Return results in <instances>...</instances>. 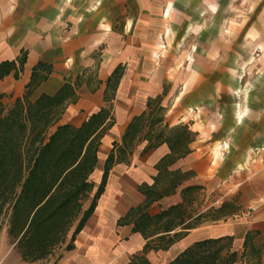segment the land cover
Instances as JSON below:
<instances>
[{
	"label": "crops",
	"instance_id": "1",
	"mask_svg": "<svg viewBox=\"0 0 264 264\" xmlns=\"http://www.w3.org/2000/svg\"><path fill=\"white\" fill-rule=\"evenodd\" d=\"M233 1L229 19L242 16L243 7L254 8L245 14L253 25L259 23L255 17L264 18V0ZM227 2L0 0V64L10 65L0 77V98L8 95L12 105L26 90L30 103L39 96L63 97L62 111L45 137L58 126L78 128L106 111L96 131L100 137L88 175L89 202L82 209L93 199L92 211L73 236L70 250L46 264H168L195 242L226 237L242 253L264 248V202L251 205L238 219L210 225H203L201 218L211 207L199 210L196 204L190 211L195 200L207 199L231 184L232 175L248 169L254 152L256 163H264V113L247 118L237 99L228 112L222 110L221 84L230 90L241 85L220 82L216 73L221 67L204 50L203 29L196 27L193 35L184 32L189 25L204 26L206 14L221 24L219 9ZM173 25H184L174 40ZM234 29L230 37L245 42ZM259 30L263 36L261 26ZM190 38L196 40L195 47L180 48ZM216 41L213 35V48ZM259 85L256 102L264 107V81ZM155 106L162 115L150 134L162 129L164 138L180 126L191 139L175 153L163 140L147 147L145 126L116 160L115 149L122 147L130 122L143 115L142 123H147ZM237 131L243 132L244 141H237ZM110 151L115 161L94 196ZM262 199L264 195L249 200Z\"/></svg>",
	"mask_w": 264,
	"mask_h": 264
},
{
	"label": "trees",
	"instance_id": "2",
	"mask_svg": "<svg viewBox=\"0 0 264 264\" xmlns=\"http://www.w3.org/2000/svg\"><path fill=\"white\" fill-rule=\"evenodd\" d=\"M9 69V64H0V77ZM28 94L29 90H26L22 99H16L8 112L0 118V196H3L5 192L3 188L8 183L11 189L8 192L12 195L8 196L12 213L11 223L13 217L25 214L19 231L32 215L27 227L30 229H26L22 236L31 232V229L46 226L49 221L53 222L57 217L64 218L66 209H72L74 212L77 201L80 197H84L78 195L90 191L91 186L87 182V177L95 164V153L100 137L96 131L106 115L105 110H100L78 128L69 125L58 126L51 135L45 137L47 129L56 122L62 111L63 97L39 96L30 103L27 100ZM142 118L143 115L133 119L128 125L121 138L122 147L115 149L116 160L131 146L134 133L145 126L148 128L145 134L148 140L147 147L163 140L170 145L171 152L175 153L185 139H191L186 128L180 126L169 129L170 134L164 138L162 129L157 134H150L159 120L150 119L147 123H142ZM115 146L114 144L113 147ZM23 150L26 151V156H29L30 164L25 176L22 175ZM113 157V152L110 151L104 161L101 182L94 196H98L102 190L107 172L115 161ZM92 208L93 199L87 209L81 213L64 251L70 250L73 236L79 231ZM48 209L49 212L43 218L37 219L38 214ZM220 209L221 207L216 212ZM211 218L213 219L210 220L217 219ZM228 239L226 237L195 242L168 264H206L203 260L209 257L211 259L207 264H233L234 253L220 256L219 250L224 248L221 243ZM246 241L247 238L244 240V248Z\"/></svg>",
	"mask_w": 264,
	"mask_h": 264
},
{
	"label": "rangeland",
	"instance_id": "3",
	"mask_svg": "<svg viewBox=\"0 0 264 264\" xmlns=\"http://www.w3.org/2000/svg\"><path fill=\"white\" fill-rule=\"evenodd\" d=\"M227 1V3H224L225 6L219 9L221 11V24H217L214 22V18L206 14L204 26L189 25L185 28L184 32L193 35L195 32H198L196 27H199V31L203 29L204 36H206L203 42L204 50L206 54L213 53L216 61L221 67V70L216 73V75L219 76L220 82L223 83L233 80V82L237 83L238 87L241 85V88L230 90L227 84L225 86L221 84L220 102L222 110L228 112L229 108L233 107L231 105L232 99H237L239 101L238 105L242 108L241 114H249L247 115L248 118L251 113H261V111L264 113V107L257 103L260 97L258 94L259 84L261 81H264V35L262 36L259 30L261 26L264 33V18L255 17V21L259 20V23L257 26L253 25L249 17H245V14H250L254 11V8H250L249 11V9L243 7L241 9L243 15L237 18L232 16V20H230L229 14L233 11L229 7L230 5L234 6L236 1ZM248 21H250L251 24H249ZM172 27L174 40V38L176 39L175 34L178 33L182 27L178 25H173ZM242 27L244 30L239 31ZM234 28L238 29L236 35L245 37V42L238 43L230 37L235 34ZM213 35L217 38L216 42L218 45H216V48H213ZM196 43V40L190 38L186 40L180 48L191 51ZM248 86L249 89H246ZM252 86L254 87L250 88ZM257 86L258 88H256ZM244 95L245 98H243ZM235 96H242V99L239 100V98ZM246 96L248 98L247 100ZM251 98L254 100L252 104ZM10 101L8 95L3 94L0 98V118L11 108L12 105ZM234 112H236V110H234ZM149 115H151V119L155 121L161 118L162 110L155 106L151 109ZM243 123L247 122H242V124ZM258 131L260 130L258 129ZM236 133L237 141L245 140L242 131H237ZM252 156H254L252 158L253 162L249 160L250 164L252 162V168H250L249 164L248 169L238 171V173L232 175L231 184L226 185L219 191H214L207 199L199 198V200H195V202L190 205V208H192L190 210L191 213L194 212L193 210H196V204L199 210L203 208L206 210L209 207L213 209L211 213H205V217L201 218L202 221H204L203 225L238 219L242 214L250 210L251 205L264 202V199L260 201L249 200L251 196L264 195V163L262 166L256 163V152H254L251 157ZM28 157L29 156H26V151L23 150L22 175L24 176L27 174V168L30 167ZM88 181L89 176L87 177V182ZM3 189H5V192H3V196H0V264H46L51 261H57L58 258L62 257L65 252L64 248L69 242L71 232L81 216L82 209L89 202L88 196H90V194L85 193L84 195H78L84 197H80L77 201L74 210L75 213L72 209H66L64 211V218L57 217L53 222L49 221L46 226H41L33 230L31 229V232L29 231L30 233H25V236H22V233L25 232L26 229H30L27 227L32 215L28 217L23 228L19 231L25 214H18L13 217V222L11 223L12 213L9 207L8 196L12 195L9 193L11 189L8 187V183L5 184ZM17 192L16 190V193ZM220 207L221 209L219 212H216L215 210ZM47 212H49V209L47 211H42L37 215V219L43 218ZM211 217H215L218 220L211 222L209 221L213 219ZM221 245L224 248L219 250L220 256L226 255V253L229 254L230 252L235 254L233 264H264V248H259L257 250L249 248L242 253L241 247L236 248L232 240H224ZM216 248L217 247H215V249ZM210 259L211 257L204 259L203 263L207 264Z\"/></svg>",
	"mask_w": 264,
	"mask_h": 264
}]
</instances>
